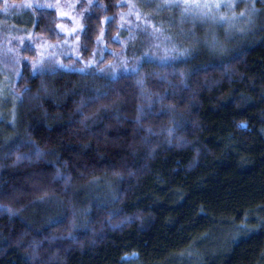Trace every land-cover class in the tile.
Masks as SVG:
<instances>
[{"label": "trees", "instance_id": "trees-1", "mask_svg": "<svg viewBox=\"0 0 264 264\" xmlns=\"http://www.w3.org/2000/svg\"><path fill=\"white\" fill-rule=\"evenodd\" d=\"M102 1L107 11L86 19L84 56L106 16L109 42L118 33L120 0ZM257 5L256 29L224 50L169 27L182 55L138 73L23 65L17 122L0 146V264H199L185 255L193 238L231 228L244 236L228 256L200 264H264V142L245 163L218 137L224 125L264 137V82L251 58L264 48ZM35 14L34 31L57 40L55 13ZM102 178L114 182L111 197L85 192ZM39 208L49 215L33 220Z\"/></svg>", "mask_w": 264, "mask_h": 264}, {"label": "rangeland", "instance_id": "rangeland-1", "mask_svg": "<svg viewBox=\"0 0 264 264\" xmlns=\"http://www.w3.org/2000/svg\"><path fill=\"white\" fill-rule=\"evenodd\" d=\"M148 2L120 0L117 35L109 42L108 24L111 18L106 16L96 49L84 56L82 37L86 19L96 9L107 11L102 0H0V146L9 142L11 137L10 131H3V127L14 128L17 122L21 98L16 86L24 64H29L36 73L51 67L82 72L98 70L116 76L138 73L147 62L161 65L175 62L182 55L178 38L168 33L169 27H179L174 31H178L184 40L215 52L236 43L237 37L251 34L256 27L250 26L259 13L257 0H209L221 5L232 4L233 7H221L218 12L213 9L208 16L200 14L207 11L203 8L185 12L184 0H150L153 10L151 6H145ZM171 2L179 3L181 7L157 8L158 4ZM39 10L55 13L57 40L52 41L34 31L37 24L35 12ZM164 10L166 15L162 18L158 13ZM175 12L176 18L173 15ZM221 15L226 18L225 21H221ZM251 58L254 71L263 77L264 82V48L254 50ZM261 121L264 125V115ZM241 129L224 125L218 137L224 149L247 163L260 154L264 137L256 135L251 140L250 130L246 126ZM84 190L93 197H111L115 187L113 180L102 178ZM38 210L39 214L30 216L33 220H43V216L46 219L49 215L44 208ZM243 236L240 229L232 228L221 234H212L209 238L201 233L189 243L185 255L199 264L210 259L223 261L228 256L231 242Z\"/></svg>", "mask_w": 264, "mask_h": 264}, {"label": "snow or ice", "instance_id": "snow-or-ice-1", "mask_svg": "<svg viewBox=\"0 0 264 264\" xmlns=\"http://www.w3.org/2000/svg\"><path fill=\"white\" fill-rule=\"evenodd\" d=\"M145 6H151L150 0H149L148 3H146ZM164 6L176 7V8L181 7V5L179 3L171 2V3H168L167 5L158 4L157 8H161V7H164ZM132 7H134V5ZM183 7H184V11L185 12H187L189 9H192V8H195V9H201V8L206 9L207 10L206 12H202L200 14L202 16H208L210 13L213 12V9H215L218 12L221 9V7H223L224 9H231L233 7V5L232 4H223V5H221L220 3H211V2H209V0H203V2H201V0H184V6ZM243 15H244V13L241 12V16H243ZM220 19H221V21H225L226 18L223 15H221ZM157 31H159V29H157ZM133 70L135 71L136 69H133Z\"/></svg>", "mask_w": 264, "mask_h": 264}]
</instances>
